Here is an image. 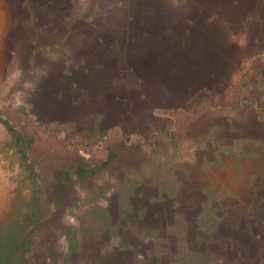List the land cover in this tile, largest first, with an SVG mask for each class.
I'll return each instance as SVG.
<instances>
[{"label": "rangeland", "instance_id": "obj_1", "mask_svg": "<svg viewBox=\"0 0 264 264\" xmlns=\"http://www.w3.org/2000/svg\"><path fill=\"white\" fill-rule=\"evenodd\" d=\"M263 80L264 0H0V222L36 186L32 264H264Z\"/></svg>", "mask_w": 264, "mask_h": 264}, {"label": "trees", "instance_id": "obj_2", "mask_svg": "<svg viewBox=\"0 0 264 264\" xmlns=\"http://www.w3.org/2000/svg\"><path fill=\"white\" fill-rule=\"evenodd\" d=\"M4 122L13 133L12 143L23 145L25 142L23 134L14 130L8 121L4 120ZM107 154V160L99 164L97 170L114 157V152L111 150H108ZM92 169L90 164L87 163L80 166L78 172L79 175H85ZM64 174L69 178L67 172H64ZM34 187L29 197L21 199V204L16 207L15 217L3 219L0 222V264H32L29 252L32 250L36 240L35 226L46 215V207L38 193L37 187ZM199 215L197 217V227L201 231L207 232L216 226L217 219L215 217L204 211L200 212ZM100 216L103 217L104 214H100ZM179 238H183V235L180 234ZM198 255L201 256L197 257ZM176 256L179 260L192 262V264H220L209 255L192 249L182 250L181 252L179 249L176 252Z\"/></svg>", "mask_w": 264, "mask_h": 264}, {"label": "clouds", "instance_id": "obj_3", "mask_svg": "<svg viewBox=\"0 0 264 264\" xmlns=\"http://www.w3.org/2000/svg\"><path fill=\"white\" fill-rule=\"evenodd\" d=\"M15 75V74H14ZM25 87H29V85L28 84H25Z\"/></svg>", "mask_w": 264, "mask_h": 264}, {"label": "crops", "instance_id": "obj_4", "mask_svg": "<svg viewBox=\"0 0 264 264\" xmlns=\"http://www.w3.org/2000/svg\"><path fill=\"white\" fill-rule=\"evenodd\" d=\"M264 81V80H263ZM256 87H259L258 85H255ZM260 91H261V88H260Z\"/></svg>", "mask_w": 264, "mask_h": 264}]
</instances>
